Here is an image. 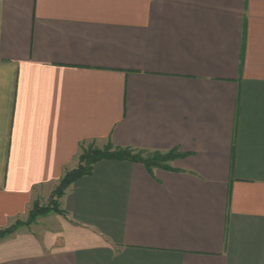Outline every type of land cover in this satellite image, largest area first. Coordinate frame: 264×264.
Listing matches in <instances>:
<instances>
[{
  "label": "crops",
  "instance_id": "0c3cea01",
  "mask_svg": "<svg viewBox=\"0 0 264 264\" xmlns=\"http://www.w3.org/2000/svg\"><path fill=\"white\" fill-rule=\"evenodd\" d=\"M103 160L0 264H264V0H0V231Z\"/></svg>",
  "mask_w": 264,
  "mask_h": 264
},
{
  "label": "trees",
  "instance_id": "16d2710c",
  "mask_svg": "<svg viewBox=\"0 0 264 264\" xmlns=\"http://www.w3.org/2000/svg\"><path fill=\"white\" fill-rule=\"evenodd\" d=\"M111 150H113L112 153H95L92 157H82L81 161H84L87 164V167L79 168L78 170L74 171L73 173H67L63 176V178L59 182V186L57 189V192L55 194V197L59 200L65 190L72 185L77 180L89 176L92 171V167L94 164L103 161V160H111V161H125V162H131V163H137L141 164L149 173V175H152V171L157 170H163V171H173L169 166L168 162H172L178 158H181L182 155L178 154L177 152L170 151L168 153H172V155L168 154L165 157H163L160 152H153V153H147L144 151H132L130 149H121V148H115L112 146V144L108 143ZM144 154L145 157L143 156ZM164 159V160H163ZM53 207L51 210H45L40 209L37 205V203H34L31 210L29 211L27 222L25 225H30L34 222V220L37 217L44 216L48 212H53L55 214L64 215L63 212H61L58 207H56V203L52 204ZM24 226V224H20V222L15 223L12 227L0 231V240H2L5 237H8L9 235L13 234V232L19 227ZM20 226V227H21Z\"/></svg>",
  "mask_w": 264,
  "mask_h": 264
},
{
  "label": "rangeland",
  "instance_id": "374dc122",
  "mask_svg": "<svg viewBox=\"0 0 264 264\" xmlns=\"http://www.w3.org/2000/svg\"><path fill=\"white\" fill-rule=\"evenodd\" d=\"M112 153L113 150H111V148L109 147L108 143H103V144H87V146L83 147L82 150L80 151L79 155H78V160H77V163L75 164V166L70 170L68 171L67 173H73L74 171L78 170L79 168H82V167H87V164L84 162V161H81V158L82 157H87V158H90L92 157L95 153ZM148 153V152H147ZM163 157H165L166 155L170 154L172 155V153H168V152H163V153H160ZM146 154H144L143 156L145 157ZM164 160V159H163ZM172 162H168L167 164H171ZM65 173V174H67ZM58 186L59 184L57 185V187H55V189L47 196V197H44L42 199V201L40 202H36L38 207L40 209H45V210H51L52 207H53V203H56V207H58V202L59 200L55 197V194L57 192V189H58ZM59 209V208H58ZM50 214H55L53 212H48L46 215L44 216H40V217H37L34 222L30 225H25V223L27 222V219L24 221V222H20V224H24V226H21L22 228H29L31 227L32 225H34L36 223V221L39 219V218H42V217H46ZM18 227L16 230H18L19 228L21 227ZM16 230L13 232L15 233ZM7 238V237H5ZM5 238H3L2 240H4ZM1 241V240H0Z\"/></svg>",
  "mask_w": 264,
  "mask_h": 264
}]
</instances>
